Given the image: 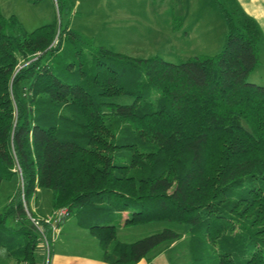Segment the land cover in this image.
Masks as SVG:
<instances>
[{
    "label": "trees",
    "instance_id": "16d2710c",
    "mask_svg": "<svg viewBox=\"0 0 264 264\" xmlns=\"http://www.w3.org/2000/svg\"><path fill=\"white\" fill-rule=\"evenodd\" d=\"M214 2L220 53L179 64L94 47L69 21L27 32L0 14V187L17 180L0 248L15 264H36L32 219L50 234L29 208L39 189L51 191L49 216L66 210L58 227L74 212L108 264H152L151 251L182 238L164 228L118 242L116 214L123 227L188 225L191 264L208 252V264H264V86L248 80L261 32L236 0ZM55 7L60 18L74 4Z\"/></svg>",
    "mask_w": 264,
    "mask_h": 264
},
{
    "label": "rangeland",
    "instance_id": "374dc122",
    "mask_svg": "<svg viewBox=\"0 0 264 264\" xmlns=\"http://www.w3.org/2000/svg\"><path fill=\"white\" fill-rule=\"evenodd\" d=\"M52 1L55 5V0ZM74 1L77 6L69 11L62 8L60 18L56 7L46 6L49 9L43 10L42 14L39 12V9L44 7V4H48L49 0H43L35 4L36 9L34 10L40 15L41 19L39 20L45 21L42 22L43 24H49L56 19H61L63 28L69 21V26L73 29L71 25L73 21V27L76 28V31L84 39L90 41L94 47H106L115 54L130 58L147 59L160 57L167 62L179 64L194 56H214L220 53L227 33L224 17L213 0L215 15L202 19L181 18L180 13L171 10L174 7L179 9L182 5L179 2H140L136 4V13L133 17H127L125 13L122 16H117L115 13L104 14V12L99 14L104 9L106 11L109 10L113 5L111 0H106L107 4L105 6L98 0ZM218 1L223 3V0ZM122 7H125V4ZM97 10L98 14L96 13ZM28 16H33V12H29ZM18 21L27 32H32L38 27L31 26V24L27 26L26 20H24L25 24L19 19ZM207 23L209 27H213L212 31L214 33H212V36L205 29ZM113 64L117 65L119 69L123 68L122 64L116 62H113ZM258 67L249 75L248 80L251 83L264 86V78H259V76L264 75V71ZM117 102L129 103L131 98L118 99ZM16 185V179L1 184L0 212L3 211L9 197L14 193ZM29 208L32 212L38 211L48 216L52 210L51 191L39 189ZM122 217L124 215L116 214L110 222L117 226L116 240L118 242L130 244L158 233L164 228H169L179 233L182 238L168 245V247L165 244L154 249L148 256L154 259L153 264H191L192 256L189 251L190 233H187L188 225L158 222L134 227H123L120 226ZM12 225V222H7L6 224L7 227ZM63 225H66V227L60 237L61 243L58 247L62 246L83 255L102 256V250L96 238L90 235L87 230L78 226L74 212ZM63 225L59 226L55 239L60 236L61 230L59 229ZM53 243H51V250ZM206 254V256H203V260H207V264L212 263L214 257H212L210 252ZM0 257L3 261L2 264H15L12 259L7 257V252L4 248H0ZM43 258L44 248L40 244L34 251L35 263L42 264Z\"/></svg>",
    "mask_w": 264,
    "mask_h": 264
},
{
    "label": "crops",
    "instance_id": "0c3cea01",
    "mask_svg": "<svg viewBox=\"0 0 264 264\" xmlns=\"http://www.w3.org/2000/svg\"><path fill=\"white\" fill-rule=\"evenodd\" d=\"M71 1L73 2L74 8H75V6H77L75 4V1L74 0H71ZM98 1L100 3H103L104 6L107 4L106 0H98ZM159 1L171 2V3H175V2L181 3L182 5H181V7H179V9L177 7H176L177 9L175 7L173 9H171V10H173V12L175 11V12L180 13L181 18L202 19L205 17L207 18L209 16L211 17V16L215 15V10H214L215 8L213 6L214 0L213 1L212 0H111V3L113 5L109 8V10L106 11L104 9V11H100L99 14H103V12H104V14L115 13V14H117V16H122V14L125 13V14H127V17H133V15L136 13L135 11H136V7H137L136 6L137 3H140V2L151 3V2H159ZM236 2L241 7V9L258 24V27H259L260 32H261V37H260V40L258 42L260 63L257 65V67L259 66L258 68L259 69L261 68L264 71V0H236ZM123 4H125V7H122ZM46 6L54 8L53 1L49 0L48 4H44V7L39 9V12L41 14H42L43 10L49 9ZM51 8H50V10H51ZM34 9H36V6L29 3L27 0H0V14L2 16L9 17V16L13 15V16L17 17L23 24H25L24 20H26L27 26H28V24H31V26L40 27V26L47 24V23L43 24L42 22H45V21L39 20V19H41V17L37 12H35ZM111 9H113V10H111ZM29 12H33V16L29 17L28 16ZM96 13L98 14V10L96 11ZM37 20H39V21H37ZM41 24H43V25H41ZM71 25H72V28L76 30V28L73 27V21H72ZM38 27H36V28H38ZM212 28L213 27H209V24L207 23V26L205 29L207 32H210V36H212V33H214L212 31ZM212 40H213V38H212ZM218 40H219V38H218ZM255 69L253 71H255ZM259 78L263 79L264 75L259 76ZM34 213L38 216H47V215L39 213L38 211H35ZM123 215L125 216V214H123ZM65 227H66V225L65 226L63 225L59 229V230H61L60 236L58 238L54 239V241H53L55 243H53V245H52L53 248L51 250L49 264H108V263L104 262L103 255L102 256L83 255L81 253H76L73 250H70L68 248H64L62 246L58 247V245L61 243L60 237H61L62 233L65 231ZM54 244H55V246H54ZM53 249H54V251H53ZM7 257H8V255H7ZM153 261H154V259L152 260V264H153ZM2 262L3 261L1 260V257H0V264H2ZM137 264H148V262L145 259H142Z\"/></svg>",
    "mask_w": 264,
    "mask_h": 264
},
{
    "label": "built area",
    "instance_id": "2783aa9c",
    "mask_svg": "<svg viewBox=\"0 0 264 264\" xmlns=\"http://www.w3.org/2000/svg\"><path fill=\"white\" fill-rule=\"evenodd\" d=\"M66 216V210L61 209L57 212H55L52 216H47V218H42V220L45 223L50 224V234L45 235V232L43 230V227L40 226L39 221L32 219L35 226L38 228V231L42 237V246L44 248V258H43V264H49L50 262V255H51V243H53L57 231H58V224L62 221V219ZM20 264H29L28 262H22Z\"/></svg>",
    "mask_w": 264,
    "mask_h": 264
}]
</instances>
